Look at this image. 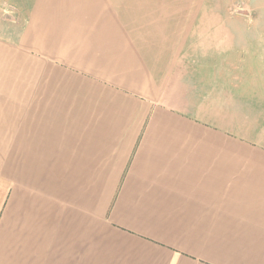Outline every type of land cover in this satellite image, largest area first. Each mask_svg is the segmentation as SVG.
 <instances>
[{"label":"crops","instance_id":"crops-1","mask_svg":"<svg viewBox=\"0 0 264 264\" xmlns=\"http://www.w3.org/2000/svg\"><path fill=\"white\" fill-rule=\"evenodd\" d=\"M0 2V264H264V0Z\"/></svg>","mask_w":264,"mask_h":264},{"label":"rangeland","instance_id":"rangeland-1","mask_svg":"<svg viewBox=\"0 0 264 264\" xmlns=\"http://www.w3.org/2000/svg\"><path fill=\"white\" fill-rule=\"evenodd\" d=\"M1 5H2V3L0 2V8H1ZM238 8H239L238 6L231 7L232 10H238ZM0 18H6V16H4V14H3V12H2L1 9H0ZM6 19H7V18H6ZM22 45H23V39H21V45H20V46L17 45V47H15V51L12 50V49H10V50L5 49V52H6V53H9L10 56H14V57H16V59L22 61L23 58H25V57H30V56H29V53H28V52H24V50L21 48ZM0 53H1V56H3V53H4L3 50H1ZM12 54H13V55H12ZM31 54H32V56H36V55L34 54V51H33V53H31ZM18 68H19V67H17V72H18Z\"/></svg>","mask_w":264,"mask_h":264}]
</instances>
